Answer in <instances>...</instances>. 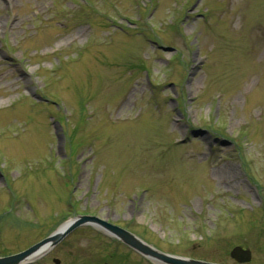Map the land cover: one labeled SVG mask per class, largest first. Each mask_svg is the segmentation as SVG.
<instances>
[{
	"label": "rangeland",
	"instance_id": "obj_1",
	"mask_svg": "<svg viewBox=\"0 0 264 264\" xmlns=\"http://www.w3.org/2000/svg\"><path fill=\"white\" fill-rule=\"evenodd\" d=\"M79 216L264 264V0H0V258ZM56 260L162 264L90 226Z\"/></svg>",
	"mask_w": 264,
	"mask_h": 264
},
{
	"label": "water",
	"instance_id": "obj_2",
	"mask_svg": "<svg viewBox=\"0 0 264 264\" xmlns=\"http://www.w3.org/2000/svg\"><path fill=\"white\" fill-rule=\"evenodd\" d=\"M86 226H91L101 230L106 235L118 240L131 250L153 262L162 264H210L164 254L146 244L131 232L107 221L91 216L77 217L76 219L68 222V225L64 230L61 231L60 228L56 233L30 249L12 257L3 259L0 258V264H33L51 253L74 231ZM231 258L239 264H247L252 260V252L250 250L243 249L242 247H236L231 252ZM55 263L60 264L57 260Z\"/></svg>",
	"mask_w": 264,
	"mask_h": 264
},
{
	"label": "bare ground",
	"instance_id": "obj_3",
	"mask_svg": "<svg viewBox=\"0 0 264 264\" xmlns=\"http://www.w3.org/2000/svg\"><path fill=\"white\" fill-rule=\"evenodd\" d=\"M68 223L61 227V231L64 230L67 227Z\"/></svg>",
	"mask_w": 264,
	"mask_h": 264
}]
</instances>
